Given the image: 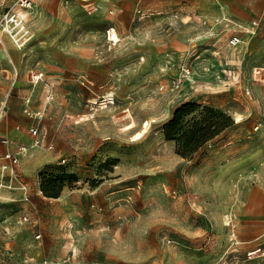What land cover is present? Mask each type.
Returning a JSON list of instances; mask_svg holds the SVG:
<instances>
[{
	"label": "rangeland",
	"instance_id": "rangeland-1",
	"mask_svg": "<svg viewBox=\"0 0 264 264\" xmlns=\"http://www.w3.org/2000/svg\"><path fill=\"white\" fill-rule=\"evenodd\" d=\"M204 1L32 0L29 39L3 36L0 139L18 125L27 151L17 175L0 158V264H264L244 239L264 217L234 214L264 176V81L245 91L248 68L264 67V0H237L236 17ZM187 101L201 104L188 118L209 105L233 120L190 158L162 128Z\"/></svg>",
	"mask_w": 264,
	"mask_h": 264
},
{
	"label": "built area",
	"instance_id": "built-area-1",
	"mask_svg": "<svg viewBox=\"0 0 264 264\" xmlns=\"http://www.w3.org/2000/svg\"><path fill=\"white\" fill-rule=\"evenodd\" d=\"M32 0H13L12 4L0 13V42H3V36L7 35L10 40L17 46H22L30 36L29 28L26 25V11L31 7ZM264 11V4H263ZM261 17L259 19H254L250 22V24L244 28L247 32L254 33L256 29L259 27ZM240 37L237 35H232V38L229 39L230 44H236L239 42ZM231 79L237 81L238 74L235 71L229 70L228 74ZM17 76V72H14V78ZM43 79L42 71H30V80L33 83L38 82ZM264 81V67L263 66H252L248 69L246 74V93L251 92L249 87L252 84ZM28 102L29 99L26 98ZM111 99H105L101 104L111 103ZM91 104H96L95 101H92ZM92 105H90V109H92ZM38 117H42V112L37 111ZM92 116V115H91ZM19 128V126H16ZM30 133L33 135L34 142L36 144L42 141V137H44L41 133L39 134L38 128L35 126L30 127ZM0 144L2 146V152L0 153V158L4 159L6 163L3 167H9L10 171L13 175L19 174L16 167L19 161V156H22L23 153L27 151L26 145L22 143H12L10 139L6 136L0 139ZM51 147V144H48ZM22 154V155H21ZM230 220L228 221V223ZM39 236V234L37 235ZM255 252L248 250L246 253L248 257L252 256Z\"/></svg>",
	"mask_w": 264,
	"mask_h": 264
},
{
	"label": "trees",
	"instance_id": "trees-1",
	"mask_svg": "<svg viewBox=\"0 0 264 264\" xmlns=\"http://www.w3.org/2000/svg\"><path fill=\"white\" fill-rule=\"evenodd\" d=\"M198 106L201 104L183 102L162 126L165 138L175 141V151L183 157H192L199 148L233 123L229 115L209 105H203L197 114L188 118ZM61 187L59 178H48L41 183V190L48 196H58Z\"/></svg>",
	"mask_w": 264,
	"mask_h": 264
},
{
	"label": "crops",
	"instance_id": "crops-1",
	"mask_svg": "<svg viewBox=\"0 0 264 264\" xmlns=\"http://www.w3.org/2000/svg\"><path fill=\"white\" fill-rule=\"evenodd\" d=\"M86 1H89L90 3H93L98 7H103V6H107V5L120 6L121 2L124 0H86ZM236 1L237 0H205L204 2H210V3L212 2L215 5V8H217V10L223 12L225 15H227L229 17H236L233 13V10H232V5ZM259 1H262V0H259ZM255 15H256V13H254L251 17H254ZM254 19H258V17L251 19V21H253ZM251 21H249V23ZM4 36H5V40L9 41L7 39L9 37L7 35H4ZM3 44H5V42ZM246 74H247V72H246ZM263 100H264V96H263ZM246 116H248V115H246ZM16 126H18V125H15L13 127L6 129L5 135L7 137L11 136L8 138L10 139V141L12 143H21L19 141H25V139H27L26 138L27 136L23 135V134H19L17 131H19L20 128H16ZM0 131L2 133L4 132V131H2V129H0ZM12 138H15L16 140H19V141L15 142ZM0 146H1V144H0ZM0 150L2 152V146H1ZM25 154L26 153H23V155L22 154L21 155L24 156ZM44 158H47V155H42L40 157H36L35 160L40 162ZM27 160L29 162L27 165L25 164V167L28 170L29 166H31V164H32V161L29 160L28 157H27ZM18 167L19 166L17 164V167H16L17 171L19 169ZM257 199L259 200V202H255ZM234 212H235L234 214H243V215L252 216V217L256 216L257 219H260V216L264 217V176L263 175H262V178L260 179L259 183L255 184V185H251L243 193H241L239 196L236 195ZM258 226L259 225H257L256 227H253L251 229L250 234L246 238H244L246 243H248V245L245 246L246 252H248V250L252 251L253 247H260L259 238L262 235V233H264V231H262V228H259ZM250 244L252 247L249 246ZM254 254L252 256L248 257V261H250L251 263L257 262V259H254V258H257V257L263 255L264 253H261V254L254 253Z\"/></svg>",
	"mask_w": 264,
	"mask_h": 264
}]
</instances>
